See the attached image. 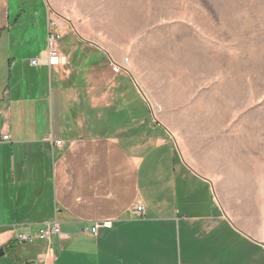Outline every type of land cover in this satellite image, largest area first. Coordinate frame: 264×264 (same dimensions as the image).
<instances>
[{"label":"crops","instance_id":"1","mask_svg":"<svg viewBox=\"0 0 264 264\" xmlns=\"http://www.w3.org/2000/svg\"><path fill=\"white\" fill-rule=\"evenodd\" d=\"M68 3L0 0V264H264V202L228 194L144 109H124L129 93L112 101L106 62L82 76L73 60L31 65L49 33L77 37ZM53 218L49 244L17 239Z\"/></svg>","mask_w":264,"mask_h":264},{"label":"rangeland","instance_id":"2","mask_svg":"<svg viewBox=\"0 0 264 264\" xmlns=\"http://www.w3.org/2000/svg\"><path fill=\"white\" fill-rule=\"evenodd\" d=\"M68 2L77 37L58 40L62 67L106 62L112 101L129 93L124 109H144L228 194L264 202V0Z\"/></svg>","mask_w":264,"mask_h":264},{"label":"built area","instance_id":"3","mask_svg":"<svg viewBox=\"0 0 264 264\" xmlns=\"http://www.w3.org/2000/svg\"><path fill=\"white\" fill-rule=\"evenodd\" d=\"M61 38L60 34L56 33H49L47 35V49L44 54V56L41 59L34 58L32 59L31 65H38V64H46L48 67L57 66L60 64H65L67 59L64 54L60 52L58 49L57 42ZM126 61V60H125ZM114 71H119L121 69H124V67L121 64L114 63L112 66ZM10 139L9 135L6 133L0 132V142H5ZM57 144H60V141H56ZM135 212L138 215L143 214V206L139 205L136 207ZM94 227V231H95ZM59 233V223L56 218H53L50 221H47L41 226L36 232H30V233H19L17 235V239L20 242H27L30 241L33 237L45 240L50 242L51 237L54 235H57ZM49 244V243H48Z\"/></svg>","mask_w":264,"mask_h":264},{"label":"water","instance_id":"4","mask_svg":"<svg viewBox=\"0 0 264 264\" xmlns=\"http://www.w3.org/2000/svg\"><path fill=\"white\" fill-rule=\"evenodd\" d=\"M80 38H82V37H80ZM83 39V38H82ZM83 40H85V39H83ZM86 41V40H85ZM89 43H91L92 45H95V46H97L95 43H92V42H89ZM98 47V46H97ZM6 253H5V250H4V248L3 247H0V257L1 256H4Z\"/></svg>","mask_w":264,"mask_h":264},{"label":"trees","instance_id":"5","mask_svg":"<svg viewBox=\"0 0 264 264\" xmlns=\"http://www.w3.org/2000/svg\"><path fill=\"white\" fill-rule=\"evenodd\" d=\"M13 244H14V241H13V242H10V243H8V244H7V246H6V249H7V248H10L11 246H13Z\"/></svg>","mask_w":264,"mask_h":264}]
</instances>
